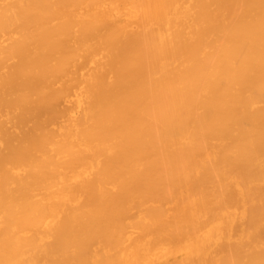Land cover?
<instances>
[{
  "label": "bare ground",
  "instance_id": "1",
  "mask_svg": "<svg viewBox=\"0 0 264 264\" xmlns=\"http://www.w3.org/2000/svg\"><path fill=\"white\" fill-rule=\"evenodd\" d=\"M0 264H264V0H0Z\"/></svg>",
  "mask_w": 264,
  "mask_h": 264
}]
</instances>
